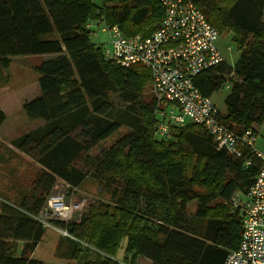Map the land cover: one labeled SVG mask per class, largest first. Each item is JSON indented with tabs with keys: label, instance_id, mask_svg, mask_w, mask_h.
<instances>
[{
	"label": "trees",
	"instance_id": "obj_1",
	"mask_svg": "<svg viewBox=\"0 0 264 264\" xmlns=\"http://www.w3.org/2000/svg\"><path fill=\"white\" fill-rule=\"evenodd\" d=\"M191 1L240 53L194 83L204 96L227 85L220 121L256 131L264 123V0ZM162 15L158 0H0V70L16 56H44L32 67L39 94L22 105L41 123L10 142L37 170L18 202L0 195V264H223L238 246L241 214L229 200L247 192L259 158L249 148L217 149L197 124L156 136L149 70L112 64L91 39L89 23L147 36ZM121 128L129 132L92 154ZM88 178L107 201H93L77 220L42 216L56 183L76 189Z\"/></svg>",
	"mask_w": 264,
	"mask_h": 264
},
{
	"label": "built area",
	"instance_id": "obj_2",
	"mask_svg": "<svg viewBox=\"0 0 264 264\" xmlns=\"http://www.w3.org/2000/svg\"><path fill=\"white\" fill-rule=\"evenodd\" d=\"M158 1L163 15L150 35L125 36L117 26L100 23L109 36L103 55L115 65H140L149 70V90L158 118L156 136L168 138L172 126L183 127L189 121L205 129L217 149L239 155L243 148H249L259 158L258 172L247 192H235L229 200L233 208L241 211V236L223 264H264V152L255 148L257 132L252 128L240 132L228 128L220 121V110L211 96L202 95L194 83L198 74L225 61L217 45L220 34L191 0ZM58 198L48 197L43 216L58 218L65 211L52 205L62 204V196ZM58 230L68 235L65 230Z\"/></svg>",
	"mask_w": 264,
	"mask_h": 264
},
{
	"label": "rangeland",
	"instance_id": "obj_3",
	"mask_svg": "<svg viewBox=\"0 0 264 264\" xmlns=\"http://www.w3.org/2000/svg\"><path fill=\"white\" fill-rule=\"evenodd\" d=\"M95 1L98 2L99 0ZM103 27V24L94 25L91 39L94 43L102 44L105 47L109 43V36L106 32L102 31ZM217 45L225 62L229 66H233L240 53L236 44L231 39V34L225 33L219 35ZM43 58V55L38 54L16 56L11 58V62L6 69L0 70V110L5 113V120L0 126V195L5 196L14 203L20 200V193L30 191L32 180L37 170L34 162L12 147L10 142L18 135L41 123L39 120L27 119L22 111V105L37 93L36 74L32 70V67ZM225 86L211 96L212 101L220 111H223L225 108L223 100L229 91ZM148 88L146 92L150 91ZM112 99L113 101H117L115 96ZM187 124H190V122L188 121ZM254 127L257 131L255 148L264 152V123ZM127 132H129L128 129L121 128L107 137L92 151V154L109 147ZM60 196H62V204L52 202V205H56L61 210L65 209V211H62V214L57 216L64 220H77L80 214L86 211L88 205L93 201L105 202L109 199V195L105 189L92 178L86 179L76 189H67L64 184L60 182L56 183L52 189L50 198H52L51 200H59L58 197ZM194 206V202L190 203L188 205L189 210H193ZM43 217L45 219L52 218L48 216ZM59 247L60 251H66L68 243L62 241ZM121 247L118 254L119 259L123 257V245ZM44 264L74 263L46 261Z\"/></svg>",
	"mask_w": 264,
	"mask_h": 264
},
{
	"label": "crops",
	"instance_id": "obj_4",
	"mask_svg": "<svg viewBox=\"0 0 264 264\" xmlns=\"http://www.w3.org/2000/svg\"><path fill=\"white\" fill-rule=\"evenodd\" d=\"M38 86V85H37ZM39 94V88H37V93L34 95V97L30 98V99H33L35 98L37 95ZM29 99V100H30ZM137 264H150V262L144 258H138L137 259Z\"/></svg>",
	"mask_w": 264,
	"mask_h": 264
}]
</instances>
